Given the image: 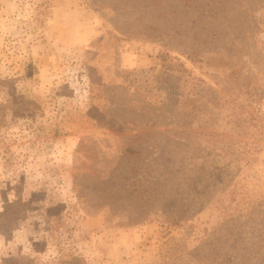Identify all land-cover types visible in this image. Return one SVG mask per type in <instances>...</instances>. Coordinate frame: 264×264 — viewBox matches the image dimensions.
I'll list each match as a JSON object with an SVG mask.
<instances>
[{
	"label": "rangeland",
	"instance_id": "374dc122",
	"mask_svg": "<svg viewBox=\"0 0 264 264\" xmlns=\"http://www.w3.org/2000/svg\"><path fill=\"white\" fill-rule=\"evenodd\" d=\"M0 264H264V0H0Z\"/></svg>",
	"mask_w": 264,
	"mask_h": 264
},
{
	"label": "trees",
	"instance_id": "16d2710c",
	"mask_svg": "<svg viewBox=\"0 0 264 264\" xmlns=\"http://www.w3.org/2000/svg\"><path fill=\"white\" fill-rule=\"evenodd\" d=\"M166 68V67H165Z\"/></svg>",
	"mask_w": 264,
	"mask_h": 264
}]
</instances>
